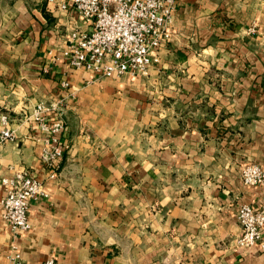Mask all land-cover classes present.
Wrapping results in <instances>:
<instances>
[{
  "label": "crops",
  "instance_id": "1",
  "mask_svg": "<svg viewBox=\"0 0 264 264\" xmlns=\"http://www.w3.org/2000/svg\"><path fill=\"white\" fill-rule=\"evenodd\" d=\"M61 1L0 0V106L16 132L0 143V180L26 169L49 193L14 232L0 183V264L15 252L24 264H264L260 241L237 244L240 205H264V185L241 178L264 167L263 6L176 0L149 74L104 77L61 56L74 27L90 29ZM39 102L65 110L56 178L23 117Z\"/></svg>",
  "mask_w": 264,
  "mask_h": 264
},
{
  "label": "built area",
  "instance_id": "2",
  "mask_svg": "<svg viewBox=\"0 0 264 264\" xmlns=\"http://www.w3.org/2000/svg\"><path fill=\"white\" fill-rule=\"evenodd\" d=\"M69 4L90 27L88 30L74 27L61 52L74 68H85L104 77L126 73L147 76L158 60L156 50L172 36L176 0H63L60 6L67 9ZM255 30L256 26L250 28L251 32ZM63 84L66 86L68 82ZM23 117L43 134L45 147L41 160L49 178H56L64 154L65 110L59 103L48 106L39 102ZM15 138L13 117L0 106V143ZM241 178L246 185H264V167L247 164L241 170ZM0 183L6 191L1 200L4 220L14 232L28 230L31 200L49 195L44 182L22 169L3 177ZM237 217L242 229L237 244L247 247L260 241L264 247V205L256 208L243 203ZM10 264H24L18 252L11 256ZM41 264L58 263L49 257Z\"/></svg>",
  "mask_w": 264,
  "mask_h": 264
},
{
  "label": "rangeland",
  "instance_id": "3",
  "mask_svg": "<svg viewBox=\"0 0 264 264\" xmlns=\"http://www.w3.org/2000/svg\"><path fill=\"white\" fill-rule=\"evenodd\" d=\"M253 1L258 3L259 6H263V8H264V0H253Z\"/></svg>",
  "mask_w": 264,
  "mask_h": 264
}]
</instances>
